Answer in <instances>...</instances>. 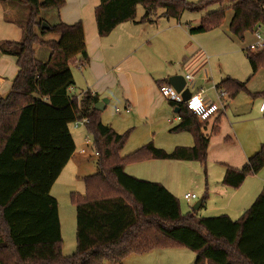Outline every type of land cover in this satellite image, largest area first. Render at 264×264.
I'll return each mask as SVG.
<instances>
[{
	"label": "trees",
	"instance_id": "16d2710c",
	"mask_svg": "<svg viewBox=\"0 0 264 264\" xmlns=\"http://www.w3.org/2000/svg\"><path fill=\"white\" fill-rule=\"evenodd\" d=\"M22 2L28 8L23 38L0 43L3 54L16 57L18 68L10 90L0 95V264H121L131 254L175 247L194 251V264H264V188L237 219L226 213L199 216L194 209L183 212L179 198L163 184L125 171L129 164L151 159L206 166L221 114L206 133L207 121H200L187 103L170 101L179 107L180 117L170 130L190 132L194 145L166 151L150 141L122 157L130 130L118 133L103 124L101 111L94 107L97 94L69 93L75 84L73 68L90 61L82 22L51 24L40 17L42 11H59L66 0ZM138 5L145 9L140 19ZM228 10L233 13L228 28L232 35L264 29V0H98L95 19L98 34L107 36L126 21L180 20L188 11L200 15L198 26L186 23L194 34L220 27ZM37 46L50 50L47 60L37 58ZM248 59L252 77L264 69V48L248 50ZM157 83L161 87L167 80ZM246 83L228 77L220 85L230 96L246 90L264 97V89L251 92ZM84 118L99 171L83 178L84 193H70L76 208V249L65 255L51 188L75 151L69 124ZM263 168L264 141L242 167L226 165L221 184L238 189L248 175ZM206 198L208 191L199 208Z\"/></svg>",
	"mask_w": 264,
	"mask_h": 264
},
{
	"label": "crops",
	"instance_id": "0c3cea01",
	"mask_svg": "<svg viewBox=\"0 0 264 264\" xmlns=\"http://www.w3.org/2000/svg\"><path fill=\"white\" fill-rule=\"evenodd\" d=\"M97 3L98 0H66L65 5L62 6L59 11L52 9L54 10V23H57L59 20L67 24L82 22L85 30V40L90 61L83 67L73 68L75 84L69 88V93L80 97L84 92L90 91L93 94H97L99 100L108 98L109 101L105 109L101 111V120L103 124L111 126L118 133H124L130 130L129 138L120 152L122 157L136 151L150 141H152L156 147L166 151H172L177 146H193L194 139L190 132H172L170 130L180 122V117L177 112H175V108L170 104V101L162 96L157 81L166 79L167 84H169L168 78L179 73L176 67L163 71L161 68L162 66H160L156 60L159 54L155 51L154 46V44L156 45L158 42L155 38H160L159 40L165 49L166 47H179L182 51H190L196 47L193 46V43L190 41V39H192L191 35H195V33H190L188 26L183 25L181 22L185 12L180 20L177 21H175V19L162 20L166 19L163 17L141 23L126 21L116 26L109 35L100 36L98 34L95 19V6ZM142 16L137 15V19H140ZM199 21L200 15L198 18L195 17L186 20V23L193 25L194 23L197 24ZM229 23L227 29L229 28ZM247 34L237 38L243 39ZM249 35H251V33ZM187 37L188 39H186ZM153 41H155V43H153ZM150 47H152V49H150ZM197 48L201 49L200 46ZM199 49H196L198 50L197 52L190 54V57H184L186 74L191 73L196 76V73H198L202 67L200 65V68L197 67L199 63L197 60L198 58L195 56V53L201 52ZM37 52L36 50V54ZM41 53V56H37V58L45 61L49 57L50 50H41ZM17 70L16 57L13 55H5L0 51V95H4L10 90L12 80ZM204 72H207L206 68ZM205 77H208V75L206 74ZM225 111L221 113L219 132L224 127ZM80 125L84 124H79L78 126H74V123L69 124V129L75 142V151L51 188V195L54 196L57 201L58 197L54 193L56 186L61 181L63 175L70 169H74L76 172L74 177L82 181V183H78L80 189L72 191L80 193L85 192L83 178L99 171L98 154L93 145L92 135L88 133L85 125L84 127H80ZM72 126L75 127L76 134ZM231 130L233 135L239 140L241 136L238 129L236 131L233 124L231 125ZM263 130V128L260 129L264 134ZM205 132L207 133L206 129ZM226 138H228L230 143L232 142V144H235L231 135H227ZM261 140L262 137L258 138L256 141L246 140L245 143H240L239 146L242 149L245 159L244 163L260 149ZM211 144L210 137L207 158H209L211 153ZM237 155H240V153H237ZM157 160L169 159L144 161L135 164L136 166L131 164L127 166L131 167V172H129L130 170L127 169V167L125 171L129 175L140 179L159 182L176 196L174 191L175 185H173L170 178L166 181L158 179V172L154 168V165L157 163L155 161ZM234 164L235 163H231L230 161H224L222 166H219L221 168L216 171L215 169L210 171V167L206 165L205 170L207 174L204 192L208 191V196L209 193H213L212 190L210 191L209 185L213 184V175L216 174L214 176L216 180L215 183L221 182L226 170V165L233 167L242 166ZM212 172L214 173L210 179V174H212ZM150 174L152 177L141 176ZM262 188H264V185ZM262 188L254 192V194H256L254 195L255 198ZM238 191L239 189H234L232 192L221 190L215 194L221 196L223 201H226V205H229L230 203L232 204ZM254 199L250 201V205ZM200 200H203V198ZM187 211H189V209ZM165 250L168 249L156 248L142 254H131L126 257L121 264H131V262H133V264H168L167 255L176 254V252L180 251L178 249H171L170 251L173 253L166 254L164 252ZM74 251L63 253L65 255H70ZM171 262L172 264H176L174 259H172ZM192 264H194V262Z\"/></svg>",
	"mask_w": 264,
	"mask_h": 264
},
{
	"label": "rangeland",
	"instance_id": "374dc122",
	"mask_svg": "<svg viewBox=\"0 0 264 264\" xmlns=\"http://www.w3.org/2000/svg\"><path fill=\"white\" fill-rule=\"evenodd\" d=\"M192 2H198L199 0H188ZM216 7L213 6L210 9L213 10ZM54 10L42 11L40 17L48 23H54ZM145 9L142 5L137 7V15L142 16ZM232 10H228L226 17L220 26V28L213 29L207 32L195 33L191 35V43H193V50L182 51L181 48L177 47H166L162 46L160 38L155 46V51L159 54L156 58L157 62L162 66L163 71L177 68L179 74H186V66L184 63V57H190L192 53L197 52L199 49L200 53H195L198 58L197 67L200 68L196 73V81L200 85L202 84L208 91V96L217 101L216 91L213 88H218L223 79L231 77L242 82H247V88L251 92H258L264 89V69H260L252 77V67L248 59L247 46L252 43L255 38L247 34L245 38L240 39L237 36L232 35L228 32L227 26L232 17ZM28 16V8L22 0H0V43L5 40L20 41L24 35V27ZM199 17L197 13L185 12L181 22L186 25V20ZM167 20V19H162ZM43 21V22H45ZM175 21H177L175 19ZM193 24V26H198ZM51 34H47L45 37L49 38ZM187 36V35H186ZM188 39V37L186 38ZM155 43V41H153ZM153 46V49H154ZM40 48V49H39ZM152 49V47H150ZM41 50H48L47 47L37 46V56H41ZM200 65V66H199ZM195 67V66H194ZM206 68L207 72H204ZM194 70V69H192ZM208 75V80L205 81V75ZM157 75V72H156ZM261 96H252L246 90L237 92L234 96L227 97V106L224 115V127L217 134L211 135V153L207 158L206 165L210 167V171L213 169L218 170L219 166H222L224 161H230L236 165H245L244 155L240 148V143H245L246 140H257L264 134L260 131L264 129V110L261 109L263 101ZM211 118L207 122V133H210V129L215 125V122ZM238 129L241 138L238 140L231 130V125ZM84 125H80V127ZM73 131L76 134L74 126ZM264 131V130H263ZM227 135H231L235 144L226 138ZM227 139V140H226ZM260 142V145L261 143ZM240 153V155H237ZM156 160V159H151ZM144 160V161H151ZM210 160V162H209ZM139 161L132 163L134 166ZM219 161V162H218ZM154 168L158 172V179L166 181L168 178L171 179L174 187L176 196L180 200L181 208L183 211L191 210L194 208L196 201L204 197V187L206 183V170L204 165L198 161H182V160H157ZM244 163V164H243ZM234 164V165H235ZM131 165V164H129ZM128 166V165H127ZM126 166V167H127ZM241 166V167H242ZM126 169V168H125ZM131 172V167H127ZM74 169H70L63 175L61 181L56 186L54 193L58 197L59 203V214L61 218V234H62V251L69 253L76 248V208L71 201L70 193L72 190L80 189L78 183H82L74 177ZM214 172L210 174L212 178ZM216 175V174H215ZM213 175L212 183L210 185V191L208 198H206L201 208L195 209L199 216H214L223 213L229 214L233 219L240 217L246 208L250 206L256 194L255 191L262 188L264 185V168L256 174L248 175L242 185L238 188V194L234 197L232 204L226 205V201L221 196L215 194L221 190H228L232 192L234 189L226 187L221 182L215 183ZM146 177H152V175H141ZM209 179V178H208ZM209 182V180H208ZM82 187V186H81ZM186 192L195 193L198 198L191 201H186L183 196ZM254 197V198H253ZM231 201V200H230ZM207 204V205H206ZM164 252L173 253L171 249H178L179 252L176 254H168V264H172V259L176 264H192L196 258V253L191 249L185 247L166 248ZM164 256V255H162ZM133 264V262H131ZM135 264V263H134Z\"/></svg>",
	"mask_w": 264,
	"mask_h": 264
},
{
	"label": "built area",
	"instance_id": "2783aa9c",
	"mask_svg": "<svg viewBox=\"0 0 264 264\" xmlns=\"http://www.w3.org/2000/svg\"><path fill=\"white\" fill-rule=\"evenodd\" d=\"M251 35L255 40L247 46V49L256 52L264 48V29L259 27L257 30L251 32ZM185 86L182 91L186 88L189 89L191 95L187 101H183L182 94L178 92L172 85L164 84L160 87V92L167 100L177 103H187L190 110L197 115L200 121H209L211 118H216L219 114L223 113L227 106V97L229 93L220 85L218 88L213 86L216 91L217 101L212 100L207 93V89L196 81L194 74H185ZM207 81L208 77H204ZM261 109H264V100L261 105ZM86 119L74 121V126L84 124ZM183 198L186 201L197 199L195 193H185Z\"/></svg>",
	"mask_w": 264,
	"mask_h": 264
},
{
	"label": "water",
	"instance_id": "95a60500",
	"mask_svg": "<svg viewBox=\"0 0 264 264\" xmlns=\"http://www.w3.org/2000/svg\"><path fill=\"white\" fill-rule=\"evenodd\" d=\"M42 26L44 28H48V24L46 22H43ZM168 83L172 85L178 92L182 91V89L185 86L186 80L185 76L182 74H176L173 76H170L168 78ZM183 101H187L191 95L188 88L184 89L182 92ZM108 98H102L99 101H97L94 105L95 109L98 111H103L105 109L106 104L108 103ZM175 112H179V107L175 108ZM202 200L197 201L194 204V209H198L200 207Z\"/></svg>",
	"mask_w": 264,
	"mask_h": 264
}]
</instances>
